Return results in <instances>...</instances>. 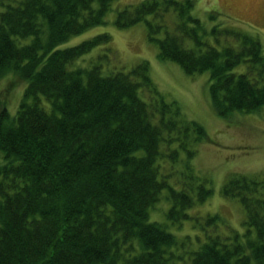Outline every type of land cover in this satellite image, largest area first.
Listing matches in <instances>:
<instances>
[{"label":"trees","instance_id":"16d2710c","mask_svg":"<svg viewBox=\"0 0 264 264\" xmlns=\"http://www.w3.org/2000/svg\"><path fill=\"white\" fill-rule=\"evenodd\" d=\"M112 2L0 0V76L9 70L27 82L15 114L8 93H0V264H264L259 178L238 174L223 185V194L244 207V229L221 233L212 226L218 214H208L211 227L196 233L198 246L187 256L179 249L185 239L150 220L163 189L171 199L167 216L176 222L192 218L188 209L212 194L208 177L182 172L175 181L161 173V159L178 162L181 150L192 158L207 133L164 99L147 60L110 74L101 64L71 67L111 36L60 45L103 24ZM194 5L141 0L119 10L115 24L145 20L160 58L188 73L208 70L221 116L260 109V36L220 22L207 27ZM241 63L246 69L238 72Z\"/></svg>","mask_w":264,"mask_h":264},{"label":"rangeland","instance_id":"374dc122","mask_svg":"<svg viewBox=\"0 0 264 264\" xmlns=\"http://www.w3.org/2000/svg\"><path fill=\"white\" fill-rule=\"evenodd\" d=\"M140 1L113 0L103 24L72 36L60 47L72 46L95 35L108 33L111 36L108 42L97 44L71 67L101 64L102 73L110 74L117 70L127 71L142 60H147L150 76L164 99L177 102L185 118L194 119L204 126L207 137L194 145L196 154L188 159L187 151L181 150L178 162L161 159V173L171 172L175 181H178L182 172L208 177L212 194L206 201L189 208L193 217L182 222L171 221L167 216L171 204L168 189L162 190L158 201L149 209L150 220L162 223L180 239L186 240L179 248L186 255L198 246L196 233L201 234L204 229L211 227L205 221L208 214H218L216 226H212L221 233L230 232V228L244 229V207L238 198L223 194V185L234 175L246 174L262 180L264 189V105L252 112L235 110L228 118L218 114L211 102L208 70L188 73L177 61L160 58L159 44L150 39L145 20L127 27L115 24L119 10ZM215 10L219 12L218 17L211 19L209 14ZM193 12L207 27L220 22L258 34L264 51V0H195ZM245 69L246 64L241 63L235 70L243 72ZM26 84L23 76L13 71L8 70L0 76V93H8L9 109L13 114L16 113ZM141 91L145 99L150 97L148 90L142 88ZM187 163L193 170L186 166ZM173 178L171 181H174ZM190 239L195 240L190 242Z\"/></svg>","mask_w":264,"mask_h":264}]
</instances>
